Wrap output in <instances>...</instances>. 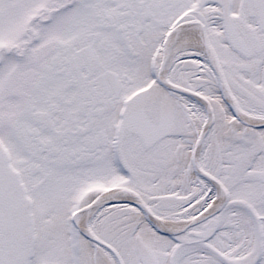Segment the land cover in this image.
Instances as JSON below:
<instances>
[{
	"label": "snow or ice",
	"instance_id": "1",
	"mask_svg": "<svg viewBox=\"0 0 264 264\" xmlns=\"http://www.w3.org/2000/svg\"><path fill=\"white\" fill-rule=\"evenodd\" d=\"M0 264H264V0H0Z\"/></svg>",
	"mask_w": 264,
	"mask_h": 264
}]
</instances>
